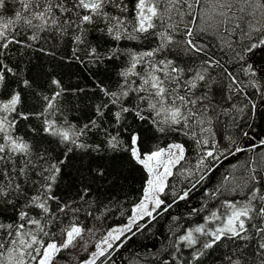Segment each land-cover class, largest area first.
<instances>
[{"label":"snow or ice","instance_id":"snow-or-ice-1","mask_svg":"<svg viewBox=\"0 0 264 264\" xmlns=\"http://www.w3.org/2000/svg\"><path fill=\"white\" fill-rule=\"evenodd\" d=\"M6 2L0 0V9ZM18 2L22 11H15L13 17L5 20L0 13V90L10 89L0 97V264H54L61 252L75 246L84 231L72 223L59 229L57 239L54 229L58 222L63 223L69 212L75 216L80 205L89 202L92 187L86 179L94 182L93 174L105 175L102 167L91 166V157L122 152L143 169V196L133 207L127 228L138 215H152L149 204L155 210L163 203L158 194L164 192L172 169L184 159L185 147L171 143L166 148L146 150L140 131L128 122L129 116L134 121L147 122L156 132H183L197 144H208L198 138L194 125L204 123L201 117L212 105L206 93L196 96L192 92L205 75H186L191 73L189 67L179 66L167 55L157 59L158 55L180 48L185 55L205 57L202 63L210 67L211 41L226 42V34L240 29L242 23L261 33L258 43H252L247 51L264 46V0H44L42 5L39 0ZM246 16L256 20L258 26L246 21ZM19 24L31 32L27 40L18 39L15 32L10 34V28ZM42 33L60 43L70 40L71 56L60 57L62 61L106 68L108 62L125 58L114 90L102 81L95 82L107 100L91 105L92 113L82 123L67 118L65 105L68 95L78 98L86 89H68L47 69L22 68L5 59L12 46L55 57L54 50L34 47L32 42L41 40ZM228 75L235 84L232 74ZM13 83L15 86H10ZM28 97L35 103L34 110L23 109ZM21 121L28 122L26 134L17 130ZM260 144L264 145V140ZM216 148L212 145L200 164L209 157L218 159ZM236 151L241 149L237 147ZM70 157L82 161L74 173L66 172ZM187 195L185 192L180 199ZM221 207L225 213L211 211L204 223L188 230L180 240L195 245L193 233L205 235L210 239L203 243L204 249L224 238L243 241L242 247L251 250L230 259L229 264H264V190L253 185L245 202L225 200ZM221 220L222 226L206 230V224ZM117 231H110L103 243L119 239L113 235ZM96 248L92 258L82 264H95L96 258L104 255L100 244Z\"/></svg>","mask_w":264,"mask_h":264},{"label":"trees","instance_id":"trees-1","mask_svg":"<svg viewBox=\"0 0 264 264\" xmlns=\"http://www.w3.org/2000/svg\"><path fill=\"white\" fill-rule=\"evenodd\" d=\"M43 2L39 0L41 5ZM15 11H22L18 0H7L5 8L0 9L5 20L13 17ZM245 19L258 26L251 16ZM9 32H15L17 38L23 40H27L31 34L22 24L13 26ZM41 35V40L32 42L34 47L54 50L55 57L12 46L5 59L11 64H20L22 68L36 66L47 69L49 75L61 79L68 89H86L78 94V98L68 95L65 105L67 118L82 123L91 115V105L107 100L96 88L95 82L102 81L114 90L118 80L117 72L125 58L108 62L106 68L91 64L85 67L76 61H62L60 57L71 56L73 45L70 40L60 43L49 39L48 33ZM260 36V32L242 23L240 29L226 34V42L218 39L211 41L210 55L213 63L210 67L202 63L205 57L197 59L185 55L180 48H172L158 55L157 59L167 55L174 58L179 66L189 67L191 73L186 75L194 76L196 72L205 75V80L197 81V88L192 92L196 96L206 93L212 105L201 117L204 123L194 125L198 138L207 140L208 144H197L190 134L185 135L183 132H156L147 122L134 121L129 116L128 122L140 131L146 150L180 143L185 147V157L172 169L173 175L167 178L164 192L158 194L163 201L160 207L153 210L150 218H141L95 264H229L230 259L234 260L241 252L251 250L242 247L245 242L235 239L224 238L212 248L204 249L202 245L210 237L193 233L197 240L195 245H188L180 237L204 223V218L211 211L225 213L221 207L225 200L245 202L249 188L253 185L264 190V145L260 144L264 140V46L252 52L247 51L252 43H258ZM177 39L180 37L177 36ZM217 60L219 64L215 63ZM228 73L235 78V84L231 83ZM37 82L43 85L41 78ZM10 86L15 85L13 83ZM8 90H0V97ZM34 108V101L28 97L23 109ZM31 122L36 123L34 120ZM26 123L21 121L17 129L22 134L27 133ZM212 145L217 146L215 155L218 159L209 157L200 164L204 153L212 150ZM237 147L241 151L237 152ZM81 163L78 157H70L66 172L74 173ZM90 164L92 167H102L105 175L95 177L93 174L94 182L86 179L92 187L89 202L81 204V210L75 216L69 212L63 218V223L58 222V227L54 229L57 239L60 238L59 229L72 223H77L84 231L75 246L61 252L54 264H82L86 261L110 229L127 222L133 207L143 196L145 173L126 153H101L91 157ZM253 176L256 180H252ZM185 192L188 193L187 197L180 199ZM7 215L11 217L12 214ZM222 223V220L212 221L205 228L214 230L222 226ZM197 253L200 255L193 259Z\"/></svg>","mask_w":264,"mask_h":264},{"label":"rangeland","instance_id":"rangeland-1","mask_svg":"<svg viewBox=\"0 0 264 264\" xmlns=\"http://www.w3.org/2000/svg\"><path fill=\"white\" fill-rule=\"evenodd\" d=\"M153 205L152 204H149V208H148V210L149 211H151L152 213H153ZM152 216V215H151ZM151 216H147V215H144V216H137V219L135 220V222L134 223H131V227L130 228H127L126 226L127 225H129L130 224V222H131V219H132V217H133V212L131 213V216H130V218L127 220V222L124 224V225H121V226H118V227H114V228H112V229H110L108 232H107V234L105 235V237H107L108 236V233L110 232V231H112L113 229H116V230H118L117 232H115L113 235L115 236V235H118L119 236V238H121V236H123V234H125L126 232H128L141 218H143V217H151ZM105 237L104 238H102L101 240H100V242L98 243V244H100V247L102 248V249H105V252L110 248L109 246H108V244H111V246L113 245V243L116 241V240H118V239H109L108 240V243L106 244V243H103V241H104V239H105ZM97 251V248L95 247L94 248V250L92 251V253L93 252H96ZM104 252V253H105ZM91 253V254H92ZM91 254H90V256L88 257V259L87 260H89V259H91L92 258V256H91ZM100 257V256H99ZM99 257H97L96 258V260L99 258ZM86 260V261H87Z\"/></svg>","mask_w":264,"mask_h":264}]
</instances>
